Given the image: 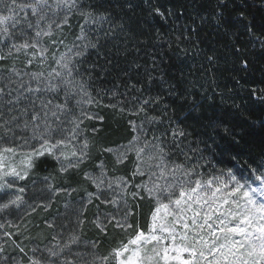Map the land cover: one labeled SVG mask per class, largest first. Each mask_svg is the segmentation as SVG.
<instances>
[{
    "label": "snow or ice",
    "instance_id": "obj_1",
    "mask_svg": "<svg viewBox=\"0 0 264 264\" xmlns=\"http://www.w3.org/2000/svg\"><path fill=\"white\" fill-rule=\"evenodd\" d=\"M227 6V0H217L212 21L226 30L243 25L248 36L264 49V35L253 32L251 21L244 24L248 19L245 12L236 11L229 19L223 11ZM121 7L131 13L134 6L128 0ZM154 13L163 15L159 8ZM74 18L79 31L68 43L65 28L71 30ZM206 19L201 17L202 22ZM137 27L131 16L114 13L111 0H0V217H9L25 206L24 216L39 209L47 211L56 197L80 190L67 180L68 187L59 185L56 175L50 173L40 178L38 189V181H33L32 187L41 198L28 203V189L20 182L30 178L44 157L56 161L60 176L81 173L92 159L94 146L84 122L103 119L85 107L100 104L89 89L99 76L113 73L119 74L118 80L121 75L127 78L123 84L124 95L129 97L127 112L140 119L129 120L133 134L126 144L99 151L113 156V173L134 156L131 175L141 177V183L109 176L101 160L94 166L98 172L83 171L81 179L95 190L84 187L85 195L77 204L86 207L99 200L116 207L115 213L106 214L104 219L98 215L94 220L95 227L107 235L108 225L133 228L129 195L133 201L146 196L153 202L147 229L137 226L127 242L106 255L97 254L96 242L81 246L77 229L65 237L62 226L49 244L31 248V255L13 240L12 246L22 255L6 257L5 244L0 243V264H264V158L254 166L247 165V171L215 166L204 171L209 161L200 154L201 149L191 147L192 141L184 143L190 133L169 116L170 106L159 91H152L158 82L160 89L176 94L163 74L155 75L157 55L154 51L145 53L149 63H136L144 44L137 36ZM260 28L264 32V20ZM190 38L177 36V47ZM133 52L129 66L122 68L119 58L127 60ZM21 56L22 68L17 67ZM9 60L11 66L4 67L3 62ZM129 71H135L134 81ZM119 87V83L114 85ZM111 95L118 92L113 90ZM124 112L120 107L119 113ZM165 123L167 127L157 134ZM70 205L71 201L65 203L66 216ZM82 214L76 207L77 226L84 223ZM47 226L56 227L54 222H47ZM6 228H15V232ZM0 235L11 240L21 235L20 225L5 219L0 222Z\"/></svg>",
    "mask_w": 264,
    "mask_h": 264
},
{
    "label": "trees",
    "instance_id": "obj_2",
    "mask_svg": "<svg viewBox=\"0 0 264 264\" xmlns=\"http://www.w3.org/2000/svg\"><path fill=\"white\" fill-rule=\"evenodd\" d=\"M127 2L111 0L114 13L131 16L138 25L137 36L144 44L136 63H149L145 53L154 51L157 55L159 67L155 75L159 77L163 74L164 79L174 85L171 91L176 94L170 95L169 91L160 89L158 82L152 86V91H159L170 106L169 116L190 133L184 143L192 141L191 147L201 149L200 154L209 161L204 171L210 172L213 166L247 171V165L254 166V162L264 158V49L259 41H253L243 25L237 24L227 30L224 26L218 27L211 19L217 0H131L134 6L131 13L121 7ZM261 4H264V0H227L228 6L223 11L229 19L236 15V11H244L248 18L244 24L251 21L253 32L264 35L260 28L264 20ZM156 8L163 15H156ZM201 17L207 19L202 22ZM78 31L79 26L74 18L71 30L65 28V34L68 33L66 42L71 43ZM177 36L191 38L184 39L177 47ZM133 56L135 52L127 60L121 57L117 62L122 68H127ZM209 56L213 57L211 61ZM94 59V56L90 58ZM17 67L21 65L17 64ZM118 75L99 76L89 89L100 104H92L87 110L103 117L99 130L101 136L96 140L100 145L126 144L133 134L129 120L139 122L140 119L127 112L129 105L126 101L129 97L124 95L123 87L127 78L121 75L118 80ZM129 75L133 81L137 78L135 71H129ZM118 83L121 87L115 89L114 85ZM113 90L118 92L115 97L111 95ZM111 105H116V108L113 109ZM120 107L125 108L122 115L119 113ZM166 127V123L160 125L157 134ZM225 128L229 131L225 132ZM113 159L108 154L104 160L111 164ZM201 163L205 161L201 160ZM129 164L127 161L122 165L126 171ZM40 187L36 186L37 189ZM35 196L40 195L25 196V199L32 203ZM25 208L27 206L21 209L23 213ZM63 209L61 214L64 220H61L66 222L73 212H68L66 216L65 207ZM21 211L20 214L14 211L11 216L0 218L4 222L17 213L15 218L21 219ZM49 212L57 216L54 209ZM72 225L68 229H72ZM112 236L111 239H114ZM33 241L29 242L28 250L35 247ZM105 242L106 239L101 244L104 246Z\"/></svg>",
    "mask_w": 264,
    "mask_h": 264
},
{
    "label": "rangeland",
    "instance_id": "obj_3",
    "mask_svg": "<svg viewBox=\"0 0 264 264\" xmlns=\"http://www.w3.org/2000/svg\"><path fill=\"white\" fill-rule=\"evenodd\" d=\"M68 34V33H67ZM66 34V35H67ZM63 51V49H61ZM24 58L23 56L20 57V61H22ZM11 61H5L3 62L4 67L11 66ZM17 64L21 65V68L23 67L22 62H17ZM87 109L92 107V105H86L85 106ZM89 111V110H88ZM90 113L95 112L91 111ZM97 117H101L98 114H96ZM102 120L101 119H94V120H86L84 122V127L88 129V136L89 139L93 143V147L91 149V154H92V159L89 163L85 164L82 169L81 173L78 175L75 172H70L67 177L60 176L56 174V169L58 168V165L55 160H53L51 157H44L42 158L38 164L37 167L35 168V171L32 173L30 178L26 181L20 182V186H24L28 189L27 193L25 196L27 197H32V195H36L38 193H35V190L32 189L33 181L37 180V184L41 185L42 184L39 182L40 178L52 173L56 175V182L59 185H62L63 187H68L69 185L65 183V180L69 181L71 184L72 188H77L80 189L79 191L72 192L71 195H61L56 197L55 202L52 204L51 208L47 211L43 209L37 210L34 214L31 216H24V213L21 211V219L15 218L16 214H20V212H17L15 216H12L10 220L13 222V224H19L20 225V230H21V235H14L11 240L4 238L2 235H0V243L5 244V251L3 253L4 256H16L19 257L22 254L19 253L18 249H15L12 246L13 240L17 243L20 244L21 247H24L25 252H27L29 255H31V252H29V242L31 240H34L35 246H40L41 248L44 247L45 245L49 244L52 241L53 236L57 235L61 229L62 226H65L64 228L69 232L73 229H77L79 232V235L81 237V246L85 242H96L97 244V254L98 255H106L111 248L118 247L121 242H127V239L134 234L137 226L143 230L147 229L148 225V216L149 212L152 206V201L149 200L146 196L144 199H137L133 201L131 199V196L129 195V204L132 206V211L134 212V215H132L129 218V223L133 225L132 229H116L112 225H108L107 227V235L103 234L100 232L94 225V220L96 217L99 215L101 219H104L106 214H112L116 212V207L114 205L110 204H104L99 200H94L92 203L87 204L86 207L83 205H78L77 202L80 201L85 193L83 191L84 187H87L88 191H94L95 189L92 188L90 185H87L86 181H83L81 179L83 171L85 169L92 170L94 172H98L99 169H96L94 166L98 164L101 160L105 162L108 168V175L113 176V175H119V176H124L127 177L129 180H133L134 184H139L141 183V177L137 176L135 178L132 177L131 173L134 168V161L135 157L130 156L128 159V162L130 166L128 167V170L126 171L125 167L122 166L121 170H118L117 172L113 173L112 172V164H108L106 162L105 157L109 153H101L99 150L101 148H107V147H113L115 148L117 145H109V144H103L100 145L96 140L98 137H100L101 133H99V130L102 128ZM95 128L98 131L96 133H93L91 130ZM104 157V158H103ZM103 158V159H102ZM133 158V159H132ZM127 164L124 163L123 165ZM143 179H147V177H143ZM130 191H135L134 187H130ZM109 199L111 198L108 196V194H105ZM40 196H35L34 201L39 202ZM73 199V200H72ZM71 201L72 205L69 207V214L71 211L73 212V215L70 217L68 215L67 221L63 222L61 219H63V208L65 207V203ZM32 202V203H33ZM80 207L83 214L80 216V219L84 221L82 226H77L75 224V208ZM121 209L123 208V204H121ZM55 210L57 216L51 215L52 212H49L50 210ZM27 211V208L24 209V212ZM61 211V212H60ZM62 213V214H61ZM90 213V215L88 214ZM138 214V216H137ZM64 220V219H63ZM0 222H3L0 218ZM47 222H54L56 227L55 228H50L47 226ZM70 223V224H68ZM73 224V225H72ZM25 225L27 227L25 228ZM72 225V229H68V226ZM64 231L65 237L67 236L68 232ZM5 231H11L15 232V228H6ZM92 231L95 233L92 234ZM114 235V236H112ZM112 236L114 239H111ZM110 239H107L109 238ZM104 239H106V244H104ZM102 242V244H101ZM32 245V246H33ZM26 260V258H25Z\"/></svg>",
    "mask_w": 264,
    "mask_h": 264
}]
</instances>
